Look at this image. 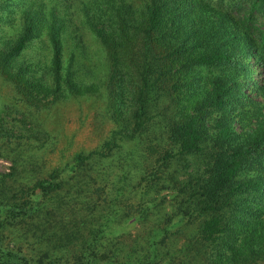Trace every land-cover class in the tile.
I'll use <instances>...</instances> for the list:
<instances>
[{"label": "trees", "instance_id": "trees-1", "mask_svg": "<svg viewBox=\"0 0 264 264\" xmlns=\"http://www.w3.org/2000/svg\"><path fill=\"white\" fill-rule=\"evenodd\" d=\"M17 9L0 74L27 101L105 97L114 126L44 175L16 153L0 264L264 261V111L244 93L264 92V0H0Z\"/></svg>", "mask_w": 264, "mask_h": 264}, {"label": "rangeland", "instance_id": "rangeland-1", "mask_svg": "<svg viewBox=\"0 0 264 264\" xmlns=\"http://www.w3.org/2000/svg\"><path fill=\"white\" fill-rule=\"evenodd\" d=\"M19 10L17 9V14H14L15 11H0V17L13 15L16 18L13 22L19 27ZM5 21L7 25L11 22L7 19ZM18 31L15 27L6 39L14 40L19 34ZM84 34L85 43L91 50H96L97 45L88 38L87 30H84ZM40 47L38 43H30L23 55L32 60L34 56L42 53ZM43 52L49 54L48 50ZM93 62L96 61L92 57V66ZM253 63H250L252 76L258 84L264 85V73L257 74ZM100 70L101 68L95 69L96 72ZM244 93L248 98L259 102L264 111V92L245 89ZM34 94L41 97L40 101H27L20 94L16 82L0 74V173L11 170L12 159L17 153L26 162L28 156L32 155L34 163H30L36 169V174H47L51 167L68 161L79 150L93 149L101 145L114 126L104 116L105 97L67 96L55 102L50 101V97H46L43 91L35 90ZM236 128L241 130L238 121ZM33 146H40V149L30 151ZM24 150L25 153H22ZM23 174L29 176V172ZM258 263L264 264L263 259L256 264Z\"/></svg>", "mask_w": 264, "mask_h": 264}]
</instances>
